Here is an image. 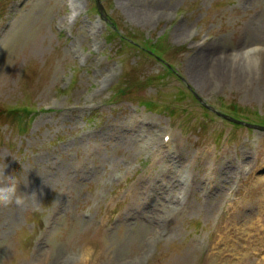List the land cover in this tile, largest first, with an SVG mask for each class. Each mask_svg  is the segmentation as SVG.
<instances>
[{
	"label": "rangeland",
	"instance_id": "374dc122",
	"mask_svg": "<svg viewBox=\"0 0 264 264\" xmlns=\"http://www.w3.org/2000/svg\"><path fill=\"white\" fill-rule=\"evenodd\" d=\"M221 112L263 126L264 0H0V264H264V130Z\"/></svg>",
	"mask_w": 264,
	"mask_h": 264
},
{
	"label": "clouds",
	"instance_id": "9594fccd",
	"mask_svg": "<svg viewBox=\"0 0 264 264\" xmlns=\"http://www.w3.org/2000/svg\"><path fill=\"white\" fill-rule=\"evenodd\" d=\"M0 179H3V183H0V204H22L23 196L20 194L15 175H9L7 172L0 173Z\"/></svg>",
	"mask_w": 264,
	"mask_h": 264
},
{
	"label": "bare ground",
	"instance_id": "6f19581e",
	"mask_svg": "<svg viewBox=\"0 0 264 264\" xmlns=\"http://www.w3.org/2000/svg\"><path fill=\"white\" fill-rule=\"evenodd\" d=\"M254 46V45H253ZM209 54V53H208ZM208 54H198V56H197V58H195V60H192L193 62H194V65L192 66V68H195V65H197L199 62H201V61H203L206 57H207V55ZM248 55V54H247ZM201 68H202V66H200ZM195 69H197L198 71H200L201 72V81L202 82H204V80H203V68L202 69H199V68H195ZM239 79V78H238ZM240 80V79H239ZM153 140V139H152ZM151 140V141H152ZM162 140V139H161ZM172 140H173V142H174V138H172ZM162 148H164V150H166V148L164 147V144H160V146L159 145H157L156 147H155V149H157V150H162ZM177 160V162H178V164H176V165H178V166H182V162H180V159H176ZM225 167V175L226 176H229V171L227 170L228 169V165L227 164H222V168H224ZM184 188H185V186H183L181 189L182 190H184ZM86 258H88L87 257V255H86V253H83L81 256H80V259H79V261H78V264H85L86 262H85V259Z\"/></svg>",
	"mask_w": 264,
	"mask_h": 264
},
{
	"label": "trees",
	"instance_id": "16d2710c",
	"mask_svg": "<svg viewBox=\"0 0 264 264\" xmlns=\"http://www.w3.org/2000/svg\"><path fill=\"white\" fill-rule=\"evenodd\" d=\"M146 50H148V52H150V53H153L154 55H159V54L156 53V51L158 50V46L156 45L155 42L151 45V47H147ZM10 112H11V109H10ZM25 112L26 113H30V109L29 108H25ZM25 117H27V116H25Z\"/></svg>",
	"mask_w": 264,
	"mask_h": 264
}]
</instances>
